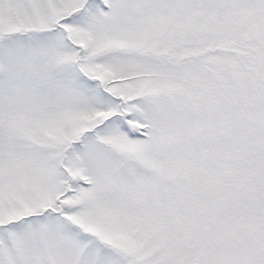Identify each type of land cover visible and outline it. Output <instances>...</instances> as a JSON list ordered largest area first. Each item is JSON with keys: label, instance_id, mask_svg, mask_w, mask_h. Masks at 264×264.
Instances as JSON below:
<instances>
[{"label": "snow or ice", "instance_id": "snow-or-ice-1", "mask_svg": "<svg viewBox=\"0 0 264 264\" xmlns=\"http://www.w3.org/2000/svg\"><path fill=\"white\" fill-rule=\"evenodd\" d=\"M0 264H264V0H0Z\"/></svg>", "mask_w": 264, "mask_h": 264}]
</instances>
